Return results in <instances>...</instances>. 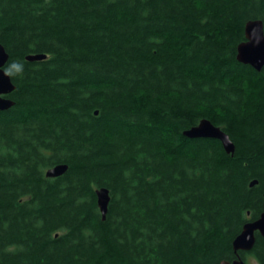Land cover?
<instances>
[{
    "label": "trees",
    "instance_id": "1",
    "mask_svg": "<svg viewBox=\"0 0 264 264\" xmlns=\"http://www.w3.org/2000/svg\"><path fill=\"white\" fill-rule=\"evenodd\" d=\"M256 19L264 0H0V264H264L259 232L233 247L264 210V66L237 59ZM203 119L234 154L184 133Z\"/></svg>",
    "mask_w": 264,
    "mask_h": 264
},
{
    "label": "water",
    "instance_id": "2",
    "mask_svg": "<svg viewBox=\"0 0 264 264\" xmlns=\"http://www.w3.org/2000/svg\"><path fill=\"white\" fill-rule=\"evenodd\" d=\"M246 40L238 45L237 59L245 64L253 66L257 70H261L264 66V24L261 19L250 20L245 26ZM47 57L46 54H30L27 56L29 61H40ZM9 59V54L3 44L0 43V110H5L14 105V101L9 95L15 89V85L11 76L5 69ZM191 138H215L222 142L226 152L234 154L235 144L223 129L216 126L209 119L201 120L197 125L191 127L184 132ZM68 169L67 164H58L50 167L46 171L49 177H58L63 175ZM258 183L257 180L251 182V186ZM98 196V205L102 212L103 218L106 217L111 200L109 189L101 187L96 190ZM259 232L264 236V210L260 217L256 220L247 222L242 232L234 239L233 247L238 253L239 251L249 252L253 249L256 242V233ZM220 264H246V261L239 255L233 261H221Z\"/></svg>",
    "mask_w": 264,
    "mask_h": 264
},
{
    "label": "clouds",
    "instance_id": "3",
    "mask_svg": "<svg viewBox=\"0 0 264 264\" xmlns=\"http://www.w3.org/2000/svg\"><path fill=\"white\" fill-rule=\"evenodd\" d=\"M12 69H14V70H16V71H19L20 70V68H19V66L18 65H13L12 66ZM8 74L9 75H11L12 74V70L10 69V70H8Z\"/></svg>",
    "mask_w": 264,
    "mask_h": 264
},
{
    "label": "rangeland",
    "instance_id": "4",
    "mask_svg": "<svg viewBox=\"0 0 264 264\" xmlns=\"http://www.w3.org/2000/svg\"><path fill=\"white\" fill-rule=\"evenodd\" d=\"M247 261L250 263V264H258L250 255L247 257Z\"/></svg>",
    "mask_w": 264,
    "mask_h": 264
}]
</instances>
